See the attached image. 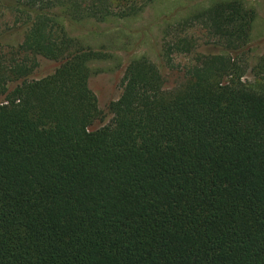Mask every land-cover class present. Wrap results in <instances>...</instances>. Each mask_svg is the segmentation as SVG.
I'll use <instances>...</instances> for the list:
<instances>
[{
	"label": "trees",
	"instance_id": "1",
	"mask_svg": "<svg viewBox=\"0 0 264 264\" xmlns=\"http://www.w3.org/2000/svg\"><path fill=\"white\" fill-rule=\"evenodd\" d=\"M154 1H8L26 26L0 50V264H264V54L244 58L254 8L168 20L170 63L196 52V20L222 53L195 56L172 90L150 58L131 59L111 122L91 128L105 114L90 62L111 55L59 18H129ZM38 56L60 65L30 80Z\"/></svg>",
	"mask_w": 264,
	"mask_h": 264
},
{
	"label": "rangeland",
	"instance_id": "2",
	"mask_svg": "<svg viewBox=\"0 0 264 264\" xmlns=\"http://www.w3.org/2000/svg\"><path fill=\"white\" fill-rule=\"evenodd\" d=\"M8 1L0 0V50L9 52L19 46L25 35V24L18 21L14 12L7 6ZM218 1L232 0H155L139 15L129 18L113 17L104 22L93 19L82 22L71 21L60 17L68 33L80 39L86 45L103 48L111 57L90 62V88L96 94L99 107L104 110L105 118L97 121L91 127L98 129L109 124L113 114L109 112V103L119 99L123 91V78L126 67L131 59L146 56L155 62L163 75L164 88L172 90L180 87L187 79L186 66L194 62L199 54L222 53L220 47L207 44L203 35V23L194 21V27L189 32L199 40L196 52L192 54H174L167 61L163 55V31L171 19V23L179 18L197 12L211 11ZM247 7L256 10L253 18L251 39L244 55L248 64L254 65L264 54V0H242ZM202 24V25H201ZM38 66L30 80L49 76L59 67L60 62L43 56L37 57ZM251 67L248 68L244 79L252 80ZM16 83L9 85L10 89ZM4 96H0V102Z\"/></svg>",
	"mask_w": 264,
	"mask_h": 264
}]
</instances>
